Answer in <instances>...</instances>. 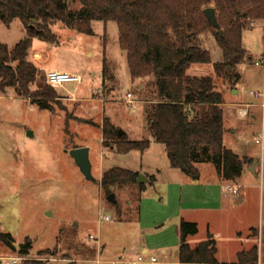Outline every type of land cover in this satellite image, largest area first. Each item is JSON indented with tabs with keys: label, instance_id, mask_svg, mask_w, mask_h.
Wrapping results in <instances>:
<instances>
[{
	"label": "rangeland",
	"instance_id": "obj_1",
	"mask_svg": "<svg viewBox=\"0 0 264 264\" xmlns=\"http://www.w3.org/2000/svg\"><path fill=\"white\" fill-rule=\"evenodd\" d=\"M76 7V4H70V8ZM255 23L243 32L246 60L234 68L229 77L218 75L214 69V64L221 62L223 57L212 31L199 38L201 47L211 53L212 62L194 63L187 74L211 77L215 91L221 93L225 100L256 99L263 102V97H255V93L264 92V66L255 62L264 58V20ZM118 27L113 21L106 25L95 21L94 34L87 35L59 23L54 28L59 39L57 45L49 44L47 48L46 42L39 39H35L33 45L39 47L43 54L42 76L45 75V67L58 66L66 67L83 78L79 85L67 83L58 87L57 94L70 96L75 92L78 97L92 98L93 91L102 87L104 93L100 98L105 102L88 100L75 108L74 103L58 97L53 113L17 97L13 88H7L5 93L0 91V231L11 234L16 247L11 249L0 241V263L6 257L22 256L18 247L29 238L33 244L26 255L28 259L18 264H97V259L115 257L117 253L128 256L132 251L140 250L142 245L150 247V257L157 258L156 264L165 261L179 264L176 262H179L180 241L174 227L179 225L181 217L199 219L201 224L207 218L204 213H179L180 184L186 175L171 167L165 144L153 141L144 110L149 100L157 98L156 88L150 79L132 80L126 52L119 46ZM24 34L19 20H14L9 26L0 23L2 44L13 47ZM104 57L117 77L103 85L100 74ZM41 82L44 83L43 78ZM234 90L239 93L233 94ZM128 92L133 96L128 98ZM80 118L86 121H80ZM104 118L110 120L118 137L122 129L125 140H150L152 145L144 153H118L103 144ZM234 121L241 122V119L235 118ZM249 141L253 153L264 160L261 144L254 142L252 134ZM226 143L230 145L229 140ZM75 147L89 148L93 179L85 177L70 154ZM200 165L203 172L208 168L215 169L212 163ZM114 167L138 172V176L143 175L147 180L112 185L107 190L101 185V177ZM109 194H114L115 202L107 200ZM223 195L225 204L231 203L235 208L233 214L236 217L238 202L226 192ZM251 201L248 209L252 215L247 221H257L255 228L262 231V221L261 224L258 221L260 217L262 219L264 209L262 214L260 200L254 195ZM230 214L217 213L216 223ZM106 216L109 220H105ZM221 224L223 227L217 229H221L224 235L217 243V260L234 262L238 258L230 253L245 245L247 234L242 235L243 242L239 243L234 240L233 231H244V225L233 220L232 223ZM207 230L202 226L198 234L191 235L188 243L196 246L208 235ZM90 235L98 238L99 252L98 244L89 241ZM162 247H166L165 254ZM55 248L56 254L40 253ZM51 255L60 260L37 261ZM257 263L264 264V232L260 238ZM1 264L7 263L3 261Z\"/></svg>",
	"mask_w": 264,
	"mask_h": 264
},
{
	"label": "trees",
	"instance_id": "obj_2",
	"mask_svg": "<svg viewBox=\"0 0 264 264\" xmlns=\"http://www.w3.org/2000/svg\"><path fill=\"white\" fill-rule=\"evenodd\" d=\"M70 4H76V9L70 8ZM209 6L215 8L221 34L204 13ZM14 20L21 22L25 34L13 47L0 43L2 93L13 88L17 96L54 113L59 97L56 89L38 82L40 70L29 59L34 39L57 45L58 35L52 28L59 23L93 35L94 21L105 25L116 22L119 46L126 52L132 80L150 79L156 88L157 98L146 103L144 113L154 143L165 144L171 167L193 180L200 177L196 166L200 163H212L227 181H237L241 176L250 160L224 145L223 96L215 91L211 77L190 76L187 70L194 63L212 62L211 53L201 47L199 40L202 34L212 31L223 57L214 69L218 75L229 77L246 60L243 32L264 20V0H0V23L9 26ZM104 59L103 85L113 82L115 77ZM102 125L103 144L118 153H144L151 145L150 140L128 141L124 135L118 137L108 118H104ZM102 175L101 185L108 190L112 185L136 183L138 172L114 167ZM179 228L180 263H217L215 240L192 247L187 238L198 232V225L181 220ZM0 241L16 249L11 234L0 231ZM32 244V239L27 238L18 247L19 252L28 254ZM40 253L56 254L57 250ZM238 259L240 263L256 264L257 246L239 253Z\"/></svg>",
	"mask_w": 264,
	"mask_h": 264
},
{
	"label": "crops",
	"instance_id": "obj_3",
	"mask_svg": "<svg viewBox=\"0 0 264 264\" xmlns=\"http://www.w3.org/2000/svg\"><path fill=\"white\" fill-rule=\"evenodd\" d=\"M95 22V21H94ZM256 24V23H255ZM58 25L54 26L52 29L54 31V28ZM93 27V23H92ZM56 33V32H55ZM57 34V33H56ZM58 35V34H57ZM35 40V39H34ZM51 43L46 42L45 47H50ZM34 41L32 43L31 49L29 51V59L32 61L40 70V75L38 77V82L42 81V78L45 76L41 75V62L43 61V54L40 51L39 47H34ZM46 48V49H47ZM245 50L246 47L244 46ZM50 49V48H49ZM247 51V50H246ZM264 57V54H263ZM264 66V65H263ZM111 69V68H110ZM45 74L49 70H61V71H67L71 72L70 70L66 69V67H58V66H47L44 68ZM114 78H116L115 70L111 69ZM264 70V68H263ZM77 74V73H76ZM102 74V72H101ZM100 74V76H101ZM102 79V76H101ZM79 85V84H78ZM102 88V87H100ZM100 88L93 91V97H78L75 92H72L70 96H63L59 93V98L65 100L66 102H72L74 103L73 106L75 108L79 107L81 102L88 101V100H94V101H101L105 102V100L100 98V95H98L99 92H97ZM109 88H107L108 90ZM15 89H13V92ZM263 90H264V84H263ZM57 91V88H56ZM58 92V91H57ZM239 91L234 90L233 94H238ZM16 95V93H15ZM17 96V95H16ZM19 97V96H17ZM23 98V97H19ZM29 103H31L28 99H26ZM264 102V97L262 99ZM142 102H144L142 100ZM262 102L260 101H250L245 99H236L231 98V100H225L223 99V119H224V135H223V142L224 145L231 149L233 152H235L237 155H239L241 158H247L250 160L249 163L244 165L243 171L241 176L237 179V181H227L224 180L215 169L208 168L205 172L201 169V165L203 163L197 164V168L200 171V177L198 180H193L189 176L186 175V178L182 184H180V201H179V213H186V212H195L197 215H200L201 213L207 214V218L201 221L199 219H188L187 217H181V220H191L190 222H195L198 225V232H200V228L202 226H205L208 230V235L205 237V239L201 240L199 243L213 239L216 242V245L220 238L224 235V233L221 231V229H217L222 226V222L225 223H232L237 222L238 224H242L244 231L240 229H234L233 235L234 240L237 242H243L242 241V235L247 234L245 241L242 245V248L234 249L230 255L234 256L235 258H238L239 253L241 252H247L252 248L253 246H257V253L260 254V238L263 237V209H264V160H260L254 151L250 147L251 141H249V135H253V140L256 144H261V150L264 151V139L262 142H257V139L260 137L262 123H263V115H264V109L260 106ZM250 104L249 107V114L246 117H242L239 115L238 110L242 105ZM36 106V104L34 105ZM241 119V122L234 121V119ZM244 119V120H242ZM82 121H86L83 119H79ZM227 140L230 141V145H227ZM238 141V142H237ZM153 142H151L152 145ZM234 144V145H233ZM150 145V146H151ZM238 149V152L235 151V147ZM257 162L254 164V162ZM254 165L255 168L250 170L251 166ZM239 187L240 188V195L238 197L234 196L231 192L227 190L228 187ZM191 189V190H190ZM223 192H226L227 194L233 196L232 199L238 202V206H235L237 208V216L233 214V205L230 203L225 204L224 200L225 198L223 195ZM256 197V199L260 200V211L262 209V219L259 218V223L261 224L262 221V231L258 227L255 228L256 222L254 223H248L247 218H249L252 213L249 212V203L252 202L251 198ZM261 200H262V206H261ZM220 212H229V217H224L223 220L221 218L219 219V223H216L217 213ZM219 216V215H218ZM258 223V225H260ZM257 225V226H258ZM179 225L174 227L175 234L179 237ZM261 236V237H260ZM191 236L187 238V241L189 240ZM180 241V238H179ZM197 243L196 246L199 244ZM195 247V246H192ZM98 252H99V247ZM162 253H166V247H162ZM262 253V252H261ZM139 254H145L150 256V247L148 245H142L140 247V250H134L132 253H130L128 256L124 255L123 253H117L115 257L100 259L101 262L108 263V261L113 260L121 255L125 256L126 258H135ZM217 254H218V248H217ZM101 256H102V250H101ZM179 261V260H177ZM258 262V261H257ZM179 264H200V263H180ZM1 264V263H0ZM162 264H168L167 261L163 262ZM215 264H250L247 263H240L239 259H236L229 263H221L217 260V263ZM258 264V263H256Z\"/></svg>",
	"mask_w": 264,
	"mask_h": 264
},
{
	"label": "built area",
	"instance_id": "obj_4",
	"mask_svg": "<svg viewBox=\"0 0 264 264\" xmlns=\"http://www.w3.org/2000/svg\"><path fill=\"white\" fill-rule=\"evenodd\" d=\"M257 65H264V58L261 60H258L255 62ZM44 82L48 85H50L53 88L62 87L67 83H76L77 85L82 82V76L76 73H71L67 71H61V70H49L45 76L43 77ZM97 92H99V95H103L104 91L102 88H100ZM133 93L128 92L127 97H132ZM264 97L263 93H255V97ZM130 103H135V101H130ZM260 106L264 109V102L260 104ZM249 107L250 104H245L240 107L238 110V113L242 117H246L249 114ZM260 132V137L257 139V142H262L264 139V115H263V123L262 128ZM227 190L231 192L234 196L238 197L240 195V188L239 187H228ZM105 220H109V217L106 216ZM89 241L96 242L99 247V240L98 238L94 237L93 235L89 236ZM28 254H22V256H15V257H6L1 259V263L3 261H6L7 264H18L21 261L27 260ZM60 260L58 257H55L54 255H51L49 257L39 258L37 261H57ZM97 264L101 263L99 259L96 260ZM109 264H156L158 263V260L155 256H148L145 254H139L135 258H126L125 256L121 255L113 260L108 261Z\"/></svg>",
	"mask_w": 264,
	"mask_h": 264
},
{
	"label": "water",
	"instance_id": "obj_5",
	"mask_svg": "<svg viewBox=\"0 0 264 264\" xmlns=\"http://www.w3.org/2000/svg\"><path fill=\"white\" fill-rule=\"evenodd\" d=\"M204 13L208 19V22L210 23L211 26L216 28L219 33L221 34L223 30H221L219 23L217 22V17H216V11L213 6H209L204 9ZM119 136H123L125 133L121 130L118 132ZM70 154L72 157L75 159L76 164L79 166L80 170L82 173L87 177V179H93L92 175V165L91 161L89 159V148L87 147H75L70 150ZM257 163L256 161L254 164ZM255 168L254 165L251 166L250 170L253 171ZM147 177L143 175H139L137 178V183H141L142 181H146ZM107 200L110 202H115V196L114 194H109L107 196Z\"/></svg>",
	"mask_w": 264,
	"mask_h": 264
}]
</instances>
